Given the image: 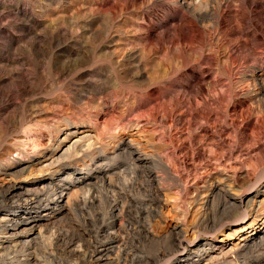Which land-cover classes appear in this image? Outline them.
Masks as SVG:
<instances>
[{"label": "rangeland", "instance_id": "rangeland-1", "mask_svg": "<svg viewBox=\"0 0 264 264\" xmlns=\"http://www.w3.org/2000/svg\"><path fill=\"white\" fill-rule=\"evenodd\" d=\"M248 1L0 0V183L39 179L48 162L75 143L62 175L89 176L88 184L68 189L74 192L70 209L43 233L44 246L35 251L46 264L82 263L80 255L62 251L61 242L53 246V238L63 234L67 241L71 232L93 229L86 221L106 208L109 196L125 206L117 223L129 224L130 234L115 228L127 240L124 247L134 254L133 239L138 254L155 264L173 263L197 242L225 238L228 248L264 214V0ZM104 52L109 61L100 60ZM122 138L161 151L168 157L161 156L165 170L131 163L121 149L113 153ZM58 144L51 159L41 157ZM100 167L107 177L97 173ZM148 170L163 201L152 215L133 202L153 197ZM215 180L239 191L238 207L215 191L203 210ZM257 241L228 262H203L264 264ZM0 254V264H9Z\"/></svg>", "mask_w": 264, "mask_h": 264}, {"label": "bare ground", "instance_id": "bare-ground-1", "mask_svg": "<svg viewBox=\"0 0 264 264\" xmlns=\"http://www.w3.org/2000/svg\"><path fill=\"white\" fill-rule=\"evenodd\" d=\"M250 1L251 0H249L248 1L249 3L248 2L247 3L251 4ZM248 4H246V5H248ZM252 5H253V3H252ZM213 16H215V15H213ZM260 17H259V19L261 20ZM215 21H216V19H215ZM219 21H220V19H219ZM262 21L263 20H261V22ZM252 22L253 21H251L250 23L252 24ZM258 23H259V21H258ZM253 24H256V22ZM261 24H263V23H261ZM258 25H260V23ZM216 26L218 27V25H216ZM254 26H253V28H256ZM257 29H254V30H257ZM257 31H260V30L258 29ZM262 32H264V31L262 30ZM252 36H253V34H252ZM255 38H256V36H255ZM243 40H244V37H243ZM239 41L237 43H239ZM242 41H241V43H242ZM234 42H235V40H234ZM256 42H258V41H256ZM237 43H235V44H237ZM244 43H245V41H244ZM252 43H255V40H252ZM231 47L232 46H230V48ZM240 48H242V47H240ZM100 54H103L101 56L100 60H104V61L110 60L107 52L100 53ZM135 56H137V55H134V57ZM134 57H132V58H134ZM142 59L144 60V62L147 60L146 57H144V58L142 57ZM258 93H260V90L258 91ZM258 96H259V94H258ZM171 115H169V117H171ZM205 117L208 118L209 116L206 115ZM205 117H204V119H205ZM206 120L207 119H205V121ZM138 124H139V122L136 123L137 128L139 127ZM186 124H187V122H186ZM66 138H67V136L64 137L63 140H65ZM139 144H135L132 139L127 140V139L122 138L118 142V144L115 145L116 147H114V149H113L114 151H112V152L114 153L117 149L124 150L126 152L127 156L129 157V159L131 160V163H135L136 165L137 164L138 165L145 164L147 162H153L156 165H158L160 167V169L162 168V170L166 167L165 166L166 163H165L164 159L167 156L165 157V155L163 156L161 154V156H163V158L165 157L164 159H162V157L158 154L161 151L158 150L159 152L158 151L155 152V149H153L152 147L147 148V149H145L146 147L141 148ZM196 144L198 145L199 142ZM210 144H211V142L209 143V145ZM59 145L60 144H58V146H56V148L54 147V149L50 150L49 156L47 155V153H43L41 155V157L45 158L44 160L51 159V157L54 155V153L57 152L56 150H59ZM199 145H201V144H199ZM199 145H198V147H199ZM205 145H207V144H205ZM75 146H76V143L74 145H72V147L69 149H73V148H75ZM76 148H77V146H76ZM88 148H90V147H88ZM69 149H66V150L64 149L60 156H58L56 159L53 158L52 160H50V162H48L46 169L44 170L45 172L47 171L46 174L45 173H44L45 175L42 174L39 177V179H37V178L36 179H28L29 180L28 181L26 179H21V180L16 179L15 180V178H14V179H11L7 182L0 183V199H1L0 201L3 204H7V207H8L7 209H3L2 207H0V251H3V253H4V256L2 257L3 262H8L9 264H46V260H44L45 257L43 258L41 256L36 255V251H35L39 246L43 245V239H44L43 233H45V231L47 229V225L52 222V219L56 216V214L66 213V211L68 209H70L69 206L71 204L70 202L72 201V198H74V194H73L74 192H68V189L72 186L80 187L84 183V179L88 180V178H89V176H87L86 178H84V177L72 178V176H70V174L68 176L62 175L64 173V171L67 169L66 164H63L62 162L65 161L66 158H68ZM161 149L163 150L162 147H161ZM156 150H157V148H156ZM69 153H71V151ZM201 153H203V152H201ZM98 155L99 154L97 153L96 156L98 157ZM165 160H167V159H165ZM21 164H22V162L19 160L12 166V168L18 167ZM58 165L60 167H58ZM169 167H171V166H169ZM169 167H167V168H169ZM107 171H108V169H104V168L100 167V168H98L97 173L101 177H107V176H104L105 174H107ZM145 175L148 179V182H150V184L152 186L153 197L151 199H149L148 201L145 199L146 201L142 200V201H136L135 202V200H133V202L141 205V212L142 213H145V214L148 213V214L152 215L153 209H154L153 205H154V207H156V208L159 207L161 209V205L163 202L162 198L160 197L161 196V189L158 185H156L158 179H157V176L153 173V171L148 170ZM27 176H29V175H27ZM24 180H26V181H24ZM23 182H25V183H23ZM84 184H88V183H84ZM183 186H184V184H183ZM228 188L226 185L221 183V181H219V180H215V181L210 182L209 192L207 194L203 195L204 196V200L202 202L203 210L206 209L205 206H206L207 202L210 200V199L208 200L209 195H211V193H214L215 191L224 192L226 194V196L229 198L228 201H230L229 203H230L231 207H235V208L238 207L241 203V199L239 198V196L237 194L239 191H237V192L235 191L236 193L234 194V192H230L228 190ZM256 191H259V190H256ZM106 195H108V194H106ZM65 196H66V200L63 202V199L65 198ZM99 196H100V194H99ZM117 198H113V197L109 196V198L106 197L107 201L104 198L105 199L104 201L107 202L106 208L104 207L102 210H99V211H97L96 209H95L96 211L94 210V214L90 218H88V220L86 221L89 224L90 223L92 224L93 229L87 230V231L83 230V231L78 233L76 231L77 228L76 229L74 228L75 229L74 232L76 231V233L71 232V235L68 236L67 241H64L65 240L64 237L66 235L61 234L59 236L57 234V236L55 238H53L54 241L52 242V245L55 246V244L61 242L62 243L61 244L62 248L60 247L61 250L66 251L71 255L72 254L74 255V253H75V255L76 254L80 255V259L82 261L81 264H155L156 260L153 259L154 261L151 260V262H149L146 260L147 256H145L143 254H140V255L138 254V248L139 247L137 246V244H134L133 239H130L129 242H130L131 247H132V249L131 248L130 249L134 252V254H131V252H129V250H127L124 247L125 244L127 243L126 242L127 240L125 239V237L123 235H121V233H120L121 231L116 232L115 228L117 226L118 228H116V229L122 230L125 234L129 235L130 234V232L128 231L129 228H127V226L129 224L125 227V224H124V222H122V220L117 223L118 219L120 218L119 216H123V215H120L119 213H121V210L123 207L125 208V206H123V202H121V200H118ZM168 198H170V197H168ZM94 200H96V199L89 200L90 207H91V205H93ZM211 202H212V200H211ZM103 204H104V202H103ZM84 205H85V203H84ZM96 205L97 204H95L94 207H96ZM124 205H125V203H124ZM151 205H152V207H151ZM104 206H105V204H104ZM82 207H84V206H82ZM127 207H128V204H127ZM130 207H131V204H130ZM92 208H93V206H92ZM41 209L43 212H40ZM86 209H87V207H86ZM126 209H128V208H126ZM228 209L226 211H230ZM232 210H234V208ZM123 212H122V214H123ZM155 212L156 211H154V213ZM202 212H204V211H202ZM224 213H225V210H224ZM198 215H200V214H198ZM258 216L260 218H258L257 220H254L252 222H249V224L247 225V227L245 229L246 230L245 233L242 234V236L238 237V241L236 243H234L232 246H230L228 248L226 247L225 238H221L220 240L216 241V242H218V244H215L213 242H205V243L198 244V242H197L196 244H194L195 245L194 247L188 248L185 253L179 255L177 257V260L171 264H206L203 261L209 260V259H213V261L217 259V260H219V262L221 260L228 262L230 259H233L232 256H234V257L239 256L240 254H242L244 252V250L246 248H248L247 250H249L250 243H252L256 239H258V241L254 245V247L264 245V214L262 213V214H259ZM195 218L196 219H194V223H195V221H198L197 219L199 217L198 218L195 217ZM204 219L205 218L203 216L201 219L202 222ZM208 219H209V217H208ZM201 220H199V222ZM141 223H143V222H141ZM197 226H199V225H197ZM213 226L211 225V227H213ZM193 229H195V228H193ZM193 229L192 228L189 229L190 231L188 229L185 230L184 235L183 236L181 235L183 237V240L184 239L187 240V235L189 233L193 232L194 231ZM196 229H197V227H196ZM142 230H144V232H147V233L149 232L147 229V226H142ZM210 230H211V228H210ZM247 230H249V231H247ZM137 231H138V229L136 230V232ZM59 233H61V232H59ZM178 233H179V230H178ZM195 233H196V231H195ZM175 234H176V232H175ZM170 235H171V233H170ZM189 235H191V234H189ZM176 236H178V235H176ZM176 236H175V239H176ZM193 237H194V235H193ZM193 237L191 236V238H193ZM150 239H151V237H150ZM45 240H46V238H45ZM46 242H48V241H46ZM143 242H144V240L140 244L143 245ZM151 242H153V240ZM182 242H183L182 239L177 240V243L179 245L182 244ZM146 246H148V245H146ZM57 248H59V247H57ZM165 249L166 248H164V250ZM46 250L48 251L47 248H46ZM46 250H45V253H46ZM253 250H251V251L253 252ZM59 252H61V251L59 250ZM167 252H169V251H167ZM171 253H173V252H171ZM48 254H49V252H48ZM168 255H169V253H168ZM216 255H219V256H216ZM0 256H1V254H0ZM162 256H161V260H162ZM215 257H217V258L215 259ZM244 257H246V256H244ZM216 262H218V261H216ZM210 264H212V262Z\"/></svg>", "mask_w": 264, "mask_h": 264}]
</instances>
